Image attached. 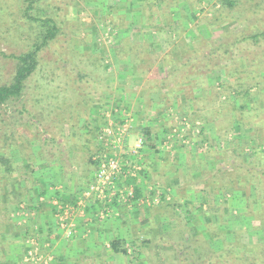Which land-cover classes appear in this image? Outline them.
I'll list each match as a JSON object with an SVG mask.
<instances>
[{
    "label": "rangeland",
    "instance_id": "obj_1",
    "mask_svg": "<svg viewBox=\"0 0 264 264\" xmlns=\"http://www.w3.org/2000/svg\"><path fill=\"white\" fill-rule=\"evenodd\" d=\"M234 1L237 3L231 8L223 5L222 0H177L172 8L173 17L169 19L156 13L152 26L144 21L139 7L151 3L155 10L162 11L165 0L42 1L39 4L41 15L54 17L59 24V33L38 54L37 69L25 82L21 97L8 102L1 110L0 156L5 154L12 158L11 166L15 172L7 177L6 190L10 192L14 184H19L18 189L24 193L28 184L35 185L39 178L44 175L48 178L54 173L51 168L41 170V164L58 168V163L63 160L73 162L75 159L72 166L76 169L72 176L79 181L76 184L79 198L95 172L96 167L91 162L97 155L96 149L104 148L99 139L107 121L111 124L130 120L129 133L137 127L132 106L118 105L113 102L114 97L123 100L141 91L147 95L155 93L164 103L162 107L167 118L162 148H167L171 157L174 147L188 153L189 148H193L189 153L194 157L191 163L197 166L199 174L202 172L199 175L201 183L191 187L178 186L175 192L167 188L166 200L163 199L167 202V217L161 218V223L149 232L146 227L139 226L137 232L126 234L122 240L127 243L128 255L117 254L109 264H207L205 260L215 256L220 259L215 264H248L254 253L264 247V184H241L239 181L243 178L237 172L229 169L221 174L217 168L225 161L231 165L248 160L256 170L264 169V131L257 127L256 136H252L253 128L243 126L239 111L231 101L233 95L224 92L222 84L227 79L222 73L209 74L202 81L204 89L212 86L221 93L219 99L208 104L203 102V91L189 81H183L170 94L167 85L164 86L167 82L159 80L166 77L168 69L180 63L183 54L191 52L193 45L219 44L229 31H264V2ZM6 5L11 9L16 7L13 0L7 1ZM248 6L253 12L251 16L245 11ZM11 9L5 8L1 32L14 24L9 16ZM169 23L173 24L172 28L168 27ZM34 30H37L35 25L31 29L28 26L12 30L10 35L4 31L5 35L0 36L1 50L6 54L25 50L28 41L23 39ZM127 40L128 45L141 44L135 46L140 50L138 56L134 50L127 54L125 51L115 53L118 43ZM261 50L264 51V43ZM162 61L166 62L164 66ZM172 61L174 63L169 64ZM133 68H137L136 76L132 75ZM77 69L91 76L82 82L76 81ZM13 70V60L0 56V84L9 80ZM230 84H236V80L231 79ZM93 85L100 88L94 99L88 95ZM137 86H141L140 89ZM212 90L207 89L206 93ZM195 99H199L198 103ZM217 110H220L218 114L213 113ZM189 117L194 121L191 122ZM127 144L131 143L127 141ZM37 155L39 160H36ZM30 156L35 167L25 170ZM173 160L188 165L191 158L188 163V158L185 162L178 156ZM123 185L133 188V185ZM146 190L138 202L128 199L114 204L128 206L133 211L140 207L152 209L164 202L159 199L158 204L146 203V197L150 200L152 196L161 198L163 195L161 187L156 185ZM23 195L20 202L5 201L0 196V205L6 208L8 203L16 205L13 216L18 220L13 222L17 227L19 217L27 214L23 211V203L30 195L29 190ZM115 205L108 204V216L114 213ZM103 207L101 204L95 210L94 217ZM84 212L75 211L71 222L72 216ZM6 214L10 218L7 217V224L11 222L8 209ZM136 238L149 240L142 251L129 244ZM176 239L182 240L186 247L177 253L169 245Z\"/></svg>",
    "mask_w": 264,
    "mask_h": 264
},
{
    "label": "crops",
    "instance_id": "obj_2",
    "mask_svg": "<svg viewBox=\"0 0 264 264\" xmlns=\"http://www.w3.org/2000/svg\"><path fill=\"white\" fill-rule=\"evenodd\" d=\"M138 87L140 89L141 86ZM147 94L141 91L140 94L124 97L123 100L115 96L116 99L113 101L118 105L132 106L133 114L136 116L137 127L128 134L127 141L132 144L138 135H142L145 140L141 151L143 174L136 180L126 179L124 182L133 185L134 193L130 199L132 202H138L144 192L148 191L146 188L151 189L154 185L161 187L163 191L161 200L164 198L166 200L167 188L175 192L178 186L191 187L193 184L201 183L197 166L191 163L194 157L189 153L193 148H189L191 150L188 153L186 150L179 152L181 149L174 147L175 156L172 157L167 153V148H162L161 138L167 127L166 113L164 114L162 107L164 103L158 100L155 93ZM100 144L102 145V142ZM103 150L104 148H97L96 152ZM176 154L181 162L186 161V158L187 163L189 158L191 161L188 165L180 164L173 160V157H177ZM73 162L63 160L62 163H58L60 164L58 168L46 166L48 163L41 164V170L51 168L54 173L51 177L46 178L44 175L39 178L35 185H27L30 195L26 196L23 211L25 210L28 215L19 217L18 227L15 223L18 219L13 216L16 205L8 203L11 222L6 224L3 233L0 234V264H22L26 252L34 247L43 253L40 254L41 260L35 264H80L85 260L94 264H109L117 256L110 250L112 240H122L126 234L137 232L139 226L146 227L149 232L161 223V218L167 217V202L164 200L160 206H154L152 209L140 207L133 211H130L128 206L115 205L117 211L114 210L112 215L100 218L97 214L94 217L95 210L102 202H94L93 198H89L86 200L88 205L85 212L72 216L73 233L67 237L59 226L56 202L70 206L78 199L79 193L76 191L79 181L72 176L76 169L72 166ZM91 165H94V162H91ZM93 176L94 173L89 177V183L92 182ZM28 207L31 210H28Z\"/></svg>",
    "mask_w": 264,
    "mask_h": 264
},
{
    "label": "trees",
    "instance_id": "obj_3",
    "mask_svg": "<svg viewBox=\"0 0 264 264\" xmlns=\"http://www.w3.org/2000/svg\"><path fill=\"white\" fill-rule=\"evenodd\" d=\"M9 0H0V25L3 23L2 17L4 15L5 8L7 10L11 9L7 4ZM16 4L14 9H11L9 16L12 19L13 25L7 27L4 30L6 33L14 32L15 29H23L25 27L35 28L30 33L26 39L21 38V40L28 41V45L25 50H21L19 53L6 54L0 48V56L11 59L14 62V70L11 77L5 83L0 84V121H1V110L3 107L10 101L18 100L21 97L22 91L24 89L25 82L31 77L32 74L37 69L38 66V54L48 47L51 42L54 41L56 36L59 33V24L54 17L41 15L39 4L42 1L47 2V0H13ZM177 0H165L162 11L155 10L154 4H144L140 6L139 13L145 19L144 21L148 23L147 25H153V15L161 14V16H168L169 19L173 17L174 13L172 8L176 6ZM223 5H227L233 8L237 1L228 2V0H222ZM260 2H264L260 0ZM254 7L259 8L260 5H255ZM246 13L251 16V6H248ZM9 18V17H8ZM5 19V18H4ZM34 24V25H33ZM170 24V23H169ZM172 23L168 26L172 28ZM1 27V26H0ZM14 30V31H12ZM0 31V36L5 35V32ZM10 35V34H9ZM21 35V34H20ZM264 43V31L257 32L256 29L250 32H233L229 31L226 36H224V41L219 44L211 43H202L196 44L191 48L189 54H183L180 58V63L172 67L167 73V76L164 79H160L161 83H166L169 89V93L173 94L183 81H189L192 85L198 87L203 91V102L208 104L211 101H216L221 96V93L215 90V87L209 86L205 89L202 87L205 80L209 74L212 73H222L227 79L226 82L222 84L224 87V92L229 95H233V104L236 109L239 111L240 117L243 120V126L245 128H253L252 136H256L258 131L257 127H261V130L264 131V51L261 50V47ZM134 45V46H133ZM128 45L127 41H122L118 43L117 49L115 50L116 54H120L122 51L124 53H130L131 50L136 52V56L140 53V50L135 46L139 47L141 44ZM132 46V47H131ZM122 49V50H120ZM186 55V56H185ZM135 56V58H136ZM172 56V55H171ZM170 56V58H171ZM170 61V60H169ZM168 63V62H167ZM174 62H169L173 64ZM162 66L166 64L165 61L161 62ZM137 68H133L132 75L136 76ZM90 74H85L81 70H75L76 81L82 82L87 80ZM153 79V78H152ZM156 79V78H155ZM235 79L236 84L231 85L230 80ZM154 80V79H153ZM195 83V84H194ZM94 87L88 91L89 97L92 99L97 98V91L100 90L99 87L93 85ZM97 87V88H96ZM98 89V90H97ZM159 89V88H158ZM163 88H160L162 91ZM207 89L212 90L213 98L210 97V93H206ZM106 90V89H104ZM186 92V91H185ZM167 94V95H170ZM164 96V95H163ZM167 97V96H164ZM163 97V99H164ZM192 100V99H189ZM194 100V99H193ZM196 100V99H195ZM197 99V103H198ZM202 100V97H201ZM163 101V100H162ZM196 103V104H197ZM195 104V105H196ZM201 107V106H200ZM185 109V108H184ZM204 109V108H202ZM235 109V108H233ZM220 110L214 111L213 113L218 114ZM186 113V111H184ZM212 113V115H213ZM190 118V117H189ZM191 122L194 121V118H190ZM228 120V119H227ZM229 121V120H228ZM203 130H201L202 132ZM227 131V130H226ZM264 141V139H263ZM0 156V196H3L5 201H15L20 202L21 199L25 197L23 194L28 193V190H25L23 193L18 188L19 184H14L10 192L6 190L5 183L8 182L7 177H9L13 172V162L11 157L1 154ZM262 158V156H261ZM31 156L27 159V164L25 165V170L34 168L35 165L33 162H30ZM40 157L37 155L36 160H39ZM234 163V162H232ZM12 165V166H11ZM95 165V163H94ZM218 172L224 174L228 172L229 169L232 172H237L243 179H240L239 183L241 184H252L255 182L264 184V169L252 167L250 162L247 161H237L234 164L230 165V162H223L220 164V167L217 168ZM15 173V172H14ZM202 172L200 173V175ZM243 180V181H242ZM204 185L206 184L203 182ZM15 186V187H14ZM17 187V188H16ZM222 187V186H221ZM264 188V186H263ZM262 188V189H263ZM223 203H225L223 201ZM188 206H186L187 208ZM173 208V207H172ZM28 210H31L28 207ZM189 208L186 209V212L189 213ZM7 208L5 205H0V234L3 231V226L6 224L7 220ZM264 223L262 224V226ZM264 227V226H263ZM235 235V234H233ZM213 236V235H212ZM170 238V237H169ZM139 238L132 240L129 244L130 246L135 247L137 250H143L146 248L149 240L139 241ZM172 240V238H170ZM169 241V240H168ZM185 241V240H184ZM170 248L175 250V253L179 249H185V245L182 240H177L169 242ZM127 243L124 240H112L110 242V250L115 254L128 255L127 253ZM195 253L194 251H192ZM250 253V251H249ZM181 254V253H179ZM185 255V254H184ZM183 255V256H184ZM221 257V256H220ZM187 261V259H185ZM217 257H211V259L205 260L207 264H215L216 261H219ZM184 262V261H183ZM223 262V261H221ZM181 263V262H180ZM80 264H94L89 260H85ZM225 264V263H224ZM248 264H264V247L261 248L259 252H255L253 257L248 260Z\"/></svg>",
    "mask_w": 264,
    "mask_h": 264
},
{
    "label": "built area",
    "instance_id": "obj_4",
    "mask_svg": "<svg viewBox=\"0 0 264 264\" xmlns=\"http://www.w3.org/2000/svg\"><path fill=\"white\" fill-rule=\"evenodd\" d=\"M109 123L107 121L103 126L99 139L104 150L93 157L96 169L92 182L81 191L76 203L63 206L56 202L59 226L67 237L73 233L71 215L77 210L85 211L88 205L87 199L93 198L94 202L101 201L104 207L99 213L100 218L108 216L110 214L108 204L114 206V203L120 204L133 197V188H126L123 185L125 180L138 179L143 172L140 155L145 145L143 136H138L132 144H127L130 120ZM159 199L160 196L156 195L150 200L146 197L144 201L158 204ZM40 260V252L34 247L26 252L22 264H35Z\"/></svg>",
    "mask_w": 264,
    "mask_h": 264
}]
</instances>
